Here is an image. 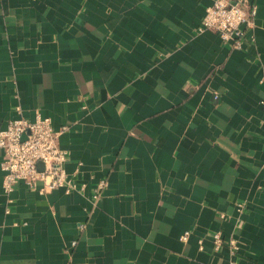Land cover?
Here are the masks:
<instances>
[{"label": "crops", "instance_id": "crops-1", "mask_svg": "<svg viewBox=\"0 0 264 264\" xmlns=\"http://www.w3.org/2000/svg\"><path fill=\"white\" fill-rule=\"evenodd\" d=\"M214 1L0 0V131L63 128L76 186L0 191V264H264V0L239 49Z\"/></svg>", "mask_w": 264, "mask_h": 264}, {"label": "built area", "instance_id": "built-area-1", "mask_svg": "<svg viewBox=\"0 0 264 264\" xmlns=\"http://www.w3.org/2000/svg\"><path fill=\"white\" fill-rule=\"evenodd\" d=\"M255 7L249 10L240 4H230L226 0H215L204 11L197 33L211 31L218 35L223 44L234 49L242 47V40L246 30L254 27ZM218 95L213 99L218 100ZM18 112V108L16 109ZM64 129L53 128L49 118L38 114L33 121L22 117L8 122L6 128L0 131V151L2 161L0 169L3 180L0 191L11 194L15 187L22 184L26 189L39 194H47L57 189L69 194L76 189L71 179L65 173L63 166L67 161V153L59 147V137ZM42 165V169L38 166ZM106 187L105 181L96 185L98 192ZM98 194L95 196L97 197ZM10 202V201H8ZM8 213V210L5 211ZM188 232L181 236L184 242ZM215 250L222 246L219 234L212 236ZM233 250H237L232 243ZM229 264H237L231 260Z\"/></svg>", "mask_w": 264, "mask_h": 264}, {"label": "water", "instance_id": "water-1", "mask_svg": "<svg viewBox=\"0 0 264 264\" xmlns=\"http://www.w3.org/2000/svg\"><path fill=\"white\" fill-rule=\"evenodd\" d=\"M38 169H42V165H39V166H38Z\"/></svg>", "mask_w": 264, "mask_h": 264}]
</instances>
